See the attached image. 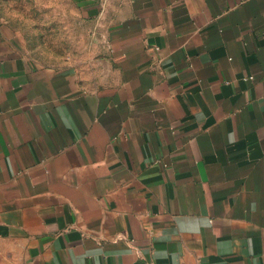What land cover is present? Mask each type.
Wrapping results in <instances>:
<instances>
[{"label":"crops","instance_id":"0c3cea01","mask_svg":"<svg viewBox=\"0 0 264 264\" xmlns=\"http://www.w3.org/2000/svg\"><path fill=\"white\" fill-rule=\"evenodd\" d=\"M72 1L62 62L0 24V264H264V0Z\"/></svg>","mask_w":264,"mask_h":264},{"label":"rangeland","instance_id":"374dc122","mask_svg":"<svg viewBox=\"0 0 264 264\" xmlns=\"http://www.w3.org/2000/svg\"><path fill=\"white\" fill-rule=\"evenodd\" d=\"M0 24L45 63L62 62L91 48L90 23L72 0H0Z\"/></svg>","mask_w":264,"mask_h":264},{"label":"built area","instance_id":"2783aa9c","mask_svg":"<svg viewBox=\"0 0 264 264\" xmlns=\"http://www.w3.org/2000/svg\"><path fill=\"white\" fill-rule=\"evenodd\" d=\"M251 77H249V79H250Z\"/></svg>","mask_w":264,"mask_h":264}]
</instances>
